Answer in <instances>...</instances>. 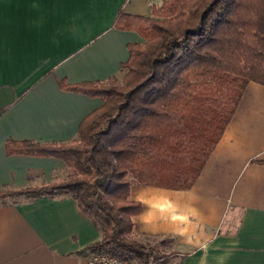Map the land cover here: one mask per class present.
I'll use <instances>...</instances> for the list:
<instances>
[{
	"label": "crops",
	"instance_id": "0c3cea01",
	"mask_svg": "<svg viewBox=\"0 0 264 264\" xmlns=\"http://www.w3.org/2000/svg\"><path fill=\"white\" fill-rule=\"evenodd\" d=\"M163 0H0V191L58 182L65 162L7 154V140L77 139L103 100L59 82L121 74L133 30L120 11L148 16ZM264 86L249 82L191 188L134 184V233L174 241L178 264H264ZM99 232L69 194L0 199V264H86Z\"/></svg>",
	"mask_w": 264,
	"mask_h": 264
},
{
	"label": "trees",
	"instance_id": "16d2710c",
	"mask_svg": "<svg viewBox=\"0 0 264 264\" xmlns=\"http://www.w3.org/2000/svg\"><path fill=\"white\" fill-rule=\"evenodd\" d=\"M115 27L143 39L128 44L121 84L115 75L59 82L103 100L80 122L77 141L5 144L7 154L63 160L73 179L3 189L0 198L69 194L99 232L81 254L163 264L159 246L129 238L142 209L131 187L191 188L247 84L264 86V0H163L148 16L120 11Z\"/></svg>",
	"mask_w": 264,
	"mask_h": 264
},
{
	"label": "rangeland",
	"instance_id": "374dc122",
	"mask_svg": "<svg viewBox=\"0 0 264 264\" xmlns=\"http://www.w3.org/2000/svg\"><path fill=\"white\" fill-rule=\"evenodd\" d=\"M115 76H116L119 84H121L123 72H121V74L115 75ZM76 141H77V139L72 141V142L74 143ZM71 173H72V169H69V174L65 179L60 180L58 182H54V183H65V182L70 181L71 179H73L72 177H70ZM37 186H39V185H37ZM37 186H30V187H37ZM9 197L12 198V197H16V196H8L6 198H9ZM129 238L142 240L144 242H148L150 244L159 246L160 250L163 253H165V255H166V261L163 264H178V261H179L178 257L179 256L176 255V252H175L174 247H173L174 241L171 240L170 238L142 236V235H137V234H132L129 236Z\"/></svg>",
	"mask_w": 264,
	"mask_h": 264
},
{
	"label": "built area",
	"instance_id": "2783aa9c",
	"mask_svg": "<svg viewBox=\"0 0 264 264\" xmlns=\"http://www.w3.org/2000/svg\"><path fill=\"white\" fill-rule=\"evenodd\" d=\"M86 264H132L126 259H119L107 254L92 253L86 258Z\"/></svg>",
	"mask_w": 264,
	"mask_h": 264
}]
</instances>
